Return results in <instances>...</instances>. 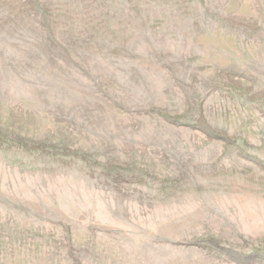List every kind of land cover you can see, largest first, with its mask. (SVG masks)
<instances>
[{
	"label": "rangeland",
	"instance_id": "1",
	"mask_svg": "<svg viewBox=\"0 0 264 264\" xmlns=\"http://www.w3.org/2000/svg\"><path fill=\"white\" fill-rule=\"evenodd\" d=\"M0 264H264V0H0Z\"/></svg>",
	"mask_w": 264,
	"mask_h": 264
}]
</instances>
